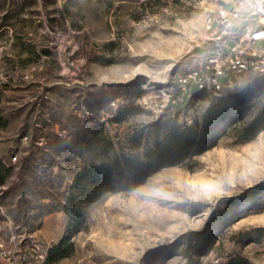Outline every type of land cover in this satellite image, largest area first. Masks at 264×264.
<instances>
[{
	"label": "rangeland",
	"instance_id": "obj_1",
	"mask_svg": "<svg viewBox=\"0 0 264 264\" xmlns=\"http://www.w3.org/2000/svg\"><path fill=\"white\" fill-rule=\"evenodd\" d=\"M224 1L0 0V264H264V190L243 199L264 183V130L236 138L256 107L180 164L81 204L77 229L63 210L92 131L117 142L170 116L190 124L264 80L246 72L232 89L161 107L159 90L206 44ZM207 230L189 263L187 234Z\"/></svg>",
	"mask_w": 264,
	"mask_h": 264
},
{
	"label": "trees",
	"instance_id": "obj_2",
	"mask_svg": "<svg viewBox=\"0 0 264 264\" xmlns=\"http://www.w3.org/2000/svg\"><path fill=\"white\" fill-rule=\"evenodd\" d=\"M261 91H264V80L245 88L238 96L229 94L215 99L190 124L180 123L176 117L170 116L143 125L117 142L112 141L102 129L92 131L83 147L90 153L89 160L75 174L63 206L70 224L74 225V229L82 225L81 204L93 202L106 192L130 189L128 177H136L138 182L163 167L180 164L202 151V143L207 142L205 146L213 143L224 132L225 124L241 123L256 107L255 114L239 124L236 131L239 142L249 141L264 130V102L260 103L257 97ZM250 96L256 98L246 104ZM125 112L127 110L120 114L123 116ZM253 190L255 192L251 196L243 198L245 203L264 190V183ZM241 199H231L220 216L226 219L234 213L240 207ZM208 233L207 230L187 234L186 258L189 263L193 262L192 253L210 243Z\"/></svg>",
	"mask_w": 264,
	"mask_h": 264
},
{
	"label": "built area",
	"instance_id": "obj_3",
	"mask_svg": "<svg viewBox=\"0 0 264 264\" xmlns=\"http://www.w3.org/2000/svg\"><path fill=\"white\" fill-rule=\"evenodd\" d=\"M206 24L216 29L159 90L162 108L183 105L201 92L232 89L246 72L264 73V0H225Z\"/></svg>",
	"mask_w": 264,
	"mask_h": 264
}]
</instances>
